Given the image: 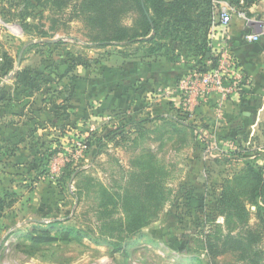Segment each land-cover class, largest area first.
<instances>
[{
	"label": "rangeland",
	"instance_id": "374dc122",
	"mask_svg": "<svg viewBox=\"0 0 264 264\" xmlns=\"http://www.w3.org/2000/svg\"><path fill=\"white\" fill-rule=\"evenodd\" d=\"M81 1L66 0L64 12L46 10L42 14L38 7L23 17L16 15L17 10L13 7L7 19L0 17V29L4 30L3 34L5 29L7 31L1 41L10 39V36L17 37L21 44L19 52L25 42L41 40L54 43L49 46L35 44L32 47L36 55L33 64L40 68L47 63L49 67L45 70L50 72L54 69L53 74L58 76L63 69L66 72L72 62L80 59L106 60L110 46L98 47L91 41L84 20L71 17L73 5ZM223 1L235 9V13L245 12L228 0ZM2 7L5 6L0 1V11ZM125 22L132 24L133 19L127 18ZM44 32L46 36L43 37ZM3 54L0 48V56ZM175 116L186 121L185 116ZM174 122L168 120L159 124L152 120L147 123L149 132L137 137L138 132H117L119 124L114 128L110 122L97 121L82 136L71 138L70 149L75 152L76 143L85 137L87 148L82 156L73 158L70 166L66 165L67 161L56 176L40 179V188L33 183L38 172L46 169L41 160H28L37 166L36 170L24 171L19 176L9 174L7 167L2 172L0 167V179L6 178L8 189L10 185L13 187L9 191L20 186L18 201L6 209L0 219V264H252L244 258L250 252L234 247L227 248L212 260L209 243L212 237L229 231L238 233L241 229L242 223L237 222L238 218H234L231 225L228 223L227 214L218 209L217 198L227 180L246 168L247 161L264 170V125L223 142L204 128L200 130V136L181 126L184 132L179 133ZM34 139L40 142L42 136ZM66 153L68 151L64 148L59 154ZM143 154L154 156L166 166L168 175L163 187L167 190L163 208L138 234H117L110 238V228H100V214L97 212L99 190L101 187L109 190L126 187L131 172L139 171L136 159ZM24 168L27 169H20ZM64 171L68 175L65 179L68 188L61 193L57 181ZM30 183L34 190L29 189ZM246 207L250 211L247 224L261 233V240L254 249L261 251L264 263V221L261 224L257 219L254 204L248 203ZM55 219L62 220L65 227L80 229L85 236L79 240L33 247L26 235L39 223ZM128 242L135 244L128 247L127 253L123 248L115 250L112 244L124 247ZM183 243L189 253L181 252Z\"/></svg>",
	"mask_w": 264,
	"mask_h": 264
},
{
	"label": "crops",
	"instance_id": "0c3cea01",
	"mask_svg": "<svg viewBox=\"0 0 264 264\" xmlns=\"http://www.w3.org/2000/svg\"><path fill=\"white\" fill-rule=\"evenodd\" d=\"M249 11L251 17L262 15L264 0ZM214 14L215 23L209 34L212 55L216 57L222 47L229 46L248 76L246 90L225 101H221L216 94L206 99L194 97L191 100L177 90L171 94H160V88L173 89L180 78L193 69L195 62H187L185 57L178 62L162 58L144 61L138 56H124L115 47H110V55L101 63H96L90 57L93 62L89 66L78 65L75 70L84 80H98L99 85L95 89L90 90L93 85L90 82L88 87H74V82L67 78L60 80L56 74L47 72L45 68L49 64L43 65V71L42 67L33 64L36 55L30 46L41 40L25 42L19 52V39L10 36V39L2 42L7 31L5 29L3 34L1 28L0 48L4 54L0 56V142L10 140V144L17 146L14 154L7 159V165L0 166L2 172L6 167L9 174L18 176L24 171H35L37 166L28 160H41L46 165L41 155V140L49 141L53 139L51 136H56L61 147L70 152L71 138L82 136L97 121L110 122L111 127L116 128L118 124H126L128 120L143 116L155 118L154 121L163 124L168 120L180 121L175 114L185 115L186 125L197 124L199 131L204 128L223 142L230 140L237 127H241L244 133L259 129L264 125V39L251 42L245 38V34L252 29L245 18L236 15L225 28L219 22L216 9ZM173 46L176 50L181 48L180 44ZM27 71L31 75H25ZM64 73L63 69L61 75ZM60 90L67 92L65 96L56 98L54 94ZM65 97L68 99L69 115L56 119L54 112ZM52 98L55 102L51 101ZM37 131L40 133L37 134ZM39 136H42L40 142L35 141L34 138ZM21 167L27 169L21 170ZM46 177H53L48 168L38 172L33 184L38 186L39 180ZM5 179H0V195L13 188L12 185L10 189L7 188L9 183ZM19 187L12 191L18 192ZM29 187L32 190L35 188L31 183Z\"/></svg>",
	"mask_w": 264,
	"mask_h": 264
},
{
	"label": "trees",
	"instance_id": "16d2710c",
	"mask_svg": "<svg viewBox=\"0 0 264 264\" xmlns=\"http://www.w3.org/2000/svg\"><path fill=\"white\" fill-rule=\"evenodd\" d=\"M0 1L5 6L0 11L1 18H5L12 13L13 7L17 10L15 14L21 17L30 14V10H35L38 7L42 9V14L46 10L52 13L64 12L66 2V0ZM228 1L251 17L250 8L260 0ZM214 13V0H82L80 3L73 5L71 17L76 16L84 20L91 41L95 42L100 48L115 47V50L124 56H138L144 61L159 60L166 57L170 61L178 62L182 57H185L187 62H195L193 69L205 72L215 66L217 62V58L212 55L209 39L210 29L214 22ZM127 18L133 19L132 24L125 22ZM42 36H46L45 32ZM35 44L49 46L54 43L38 41L30 47ZM174 44H180L181 48L174 49ZM209 53L210 56L208 57ZM104 54H101L102 57H104ZM235 58L238 62L236 56ZM92 62L90 59H84V61L80 59L72 62L63 75L59 73L60 75L57 76L60 77V80L67 78L74 82V87H80L81 85L88 87L90 82V84H93L90 90L95 89L99 85L98 80H84L75 73L79 64L89 66ZM95 62L98 63V61ZM43 69L42 67L41 71ZM50 70L52 72L49 73L53 74L54 69ZM33 73H36V71ZM25 75H31L30 71H27ZM245 77L248 78L247 75ZM245 87L246 85H242L241 91H245ZM72 91L71 89L70 92ZM66 92L60 90L54 96L61 98L60 96H65ZM67 100L65 97L59 109L54 112L56 119H60L61 116L67 118V115H69ZM51 101L55 102V99L52 98ZM154 119L140 117L128 120L126 124H122L117 128V132L119 130H125L128 133L132 131L138 132L137 137L144 136L145 133L149 132L147 123ZM174 125L176 126L175 130L179 133L184 132L182 128H185V130L190 129L192 133H197L198 136L201 134L194 124L186 125L182 120H175ZM1 130L2 125L0 124ZM236 134H244L241 127L235 128V134L230 137L233 139ZM9 141L0 142V165L2 166L7 165V159L17 149V146L10 144ZM41 145L43 150L41 155L46 160L44 166L49 169L54 156L58 155L60 151L63 152L64 149L61 147L58 138H53L47 142L41 140ZM145 155L137 157L136 165L139 171L131 172L126 187L118 190L101 187L99 190L100 203L97 212L100 214V228L102 230L110 228V238L117 234L127 236L138 234L158 216L163 208L162 202L165 199V190H167L163 187L168 175L166 166L154 156L146 157ZM247 163L245 169L235 175L233 179L227 180L222 194L217 198L218 209L227 214L228 223L231 225L232 220L238 218L237 222L242 223L241 229L238 233L229 231L225 235L210 238L209 246L212 260L218 254L226 252L227 248L234 247L242 248L243 251L251 253L250 255H242L248 262L264 264L261 261V251L254 249L261 240V233L247 224L250 211L246 207L248 203L256 206V217L262 224L264 221V170L249 161ZM70 164L68 162L66 165L70 166ZM61 174L57 182L60 192L63 193L68 188L65 184L67 174L65 171ZM18 194L15 191H7L0 195V219L3 218L5 210L14 206L18 201ZM84 236L80 229L65 227L62 220L55 219L49 223H39L30 234L26 235V239L30 241L33 247L37 248L55 242L79 240ZM135 243L128 242L124 247L112 244L115 250L119 251L123 248L124 252L127 253L128 247ZM180 248L181 252L189 253L184 243ZM213 264L219 263L213 262Z\"/></svg>",
	"mask_w": 264,
	"mask_h": 264
},
{
	"label": "built area",
	"instance_id": "2783aa9c",
	"mask_svg": "<svg viewBox=\"0 0 264 264\" xmlns=\"http://www.w3.org/2000/svg\"><path fill=\"white\" fill-rule=\"evenodd\" d=\"M215 9L219 14V22L227 28L233 21L235 15L247 19L252 29L245 34V38L251 42H259L264 39V14L256 17H248L245 12L235 13V9L229 7L223 0H214ZM217 62L208 71L201 72L191 69L175 84L173 89L160 88V94H171L175 90L189 100L192 98L206 99L212 94L218 95L221 101L227 100L230 96L241 91L242 85L248 83V78L242 67L237 62L234 52L229 46H224L216 53ZM210 64V62H209ZM85 137L78 141L75 152H68L64 155L54 156L50 163V174L54 177L62 170V166L73 158L82 156L87 148ZM67 162V163H68ZM66 163V164H67Z\"/></svg>",
	"mask_w": 264,
	"mask_h": 264
},
{
	"label": "water",
	"instance_id": "95a60500",
	"mask_svg": "<svg viewBox=\"0 0 264 264\" xmlns=\"http://www.w3.org/2000/svg\"><path fill=\"white\" fill-rule=\"evenodd\" d=\"M51 41V40H50Z\"/></svg>",
	"mask_w": 264,
	"mask_h": 264
}]
</instances>
